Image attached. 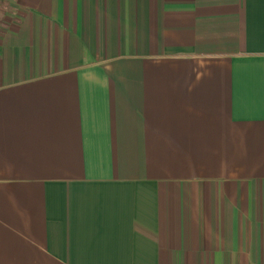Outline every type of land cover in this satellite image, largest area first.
<instances>
[{
    "label": "crops",
    "instance_id": "0c3cea01",
    "mask_svg": "<svg viewBox=\"0 0 264 264\" xmlns=\"http://www.w3.org/2000/svg\"><path fill=\"white\" fill-rule=\"evenodd\" d=\"M0 264H264V0H0Z\"/></svg>",
    "mask_w": 264,
    "mask_h": 264
}]
</instances>
